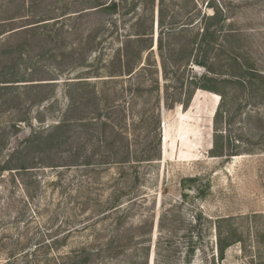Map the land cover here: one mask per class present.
<instances>
[{
    "label": "rangeland",
    "instance_id": "374dc122",
    "mask_svg": "<svg viewBox=\"0 0 264 264\" xmlns=\"http://www.w3.org/2000/svg\"><path fill=\"white\" fill-rule=\"evenodd\" d=\"M7 1L0 0V17L15 20L1 29L52 19L37 29L0 38V72L19 58L17 52H8L24 44L17 77L32 79L28 84L47 83L13 87L0 95L1 155L21 150L31 136L41 140L58 122L76 125L66 131L64 141L40 146L43 150L34 144L31 149L36 161L56 166L18 174L15 183L4 172L1 191L11 204L4 212L0 236L26 235L32 238L28 244L32 247L52 236L61 238L78 190L84 197L90 191L91 197L106 198L120 188L128 191L129 199L146 195V203L129 210V256L135 251L142 255L150 239L152 264L155 257L158 264H264V84L223 82L243 76L247 80L254 72L264 76V0H163L161 28L159 0H117L113 13H93V7L79 17L77 11L87 0H40L27 11ZM68 1L69 18L61 16ZM206 28L210 34L200 41ZM145 32L151 35L141 34ZM89 38L92 43L95 39V53ZM190 75L211 76L224 92L226 102L215 125L208 106L210 92L183 84ZM7 76L0 73V80ZM153 80L158 81L159 92L151 89ZM81 121L90 125L80 127ZM214 128L223 136L225 153L231 149L250 153L209 156ZM77 146L79 159L71 156ZM151 149L160 159L146 160ZM123 155L129 159L124 166L127 175L111 183L122 172L113 162ZM73 163L86 164L79 168ZM189 177L195 180L184 181ZM162 209L174 220L165 223L164 242L155 256ZM198 212L205 217L202 229L190 235V221ZM153 216L148 237V226L139 222L150 223ZM224 217L230 220L221 223V232L238 242L226 248L219 262L212 258L214 222ZM81 236L61 239L56 249L68 251L82 241ZM187 237H193L197 249L189 263Z\"/></svg>",
    "mask_w": 264,
    "mask_h": 264
},
{
    "label": "trees",
    "instance_id": "16d2710c",
    "mask_svg": "<svg viewBox=\"0 0 264 264\" xmlns=\"http://www.w3.org/2000/svg\"><path fill=\"white\" fill-rule=\"evenodd\" d=\"M36 1L40 0H8L7 3H16L17 7L25 8L27 11L30 5H35ZM51 1V0H47ZM67 1V0H64ZM86 4L84 7L80 8L77 12V16H81L82 14L88 12L86 9L96 7L95 10H91L93 13L99 12H110L113 13L116 8L118 7L117 0H108V1H100V0H87L85 1ZM163 4V0L158 1V20L157 24L161 28L163 24L162 14H161V6ZM20 5V6H19ZM71 6V2H65L64 5V12L63 15L69 18L71 15L68 13V7ZM17 18H23L19 16ZM52 18H40L35 21H31L28 23L21 24L16 27H8L7 29H1V26L5 23H10V21L15 20L13 17L3 18L0 17V38L5 36L6 34L16 33L21 30L26 29H37L41 25L47 24L48 20ZM58 21V20H57ZM204 32V33H203ZM145 35H151V33H141ZM208 29L206 28L202 31L200 41H204L206 36H208ZM160 40V37H159ZM199 41V42H200ZM161 42V40H160ZM89 48L91 49L92 53H95L97 50V45L95 39L93 40L89 38L88 43ZM24 48V44H18L15 49H12L8 53L17 52L19 54V58H16L15 61L12 62L11 67H5L0 73H7L8 76L0 80V95L4 92L7 93L9 89L13 87H20L26 85H39V84H47L37 82L36 84H28V81L25 77H17L18 71L16 69L19 68L21 65L20 61L23 59V51L21 50ZM124 48V47H123ZM121 49V51L123 50ZM124 51H122V55L124 57ZM90 56V60H91ZM96 59V56L93 57ZM93 59V61H94ZM83 64V62H82ZM199 64L204 65L203 61H199ZM241 67L249 72V67L241 64ZM255 73V72H254ZM249 73L250 79L246 80V77H236L235 79H225L223 82L238 84L240 86H247L248 84H255L257 86H262L264 84V76L259 73ZM133 74V71L129 72V76ZM247 76V75H246ZM49 80V79H46ZM85 81V80H84ZM154 83L150 86L156 92L160 91V86L157 80H153ZM217 79L208 76L202 75L199 79H196L194 76L190 75L185 79L183 84H188L190 88L200 89L201 93H205V91H209L210 93L207 94L208 101H209V108H212L211 116H213V123L215 125L217 118L220 116V110L225 105L226 96L224 92L220 89L217 85ZM35 87V86H32ZM212 94V95H211ZM218 94V95H217ZM18 98V95H14ZM220 96V98H219ZM193 98V97H192ZM215 103V105H213ZM219 101V102H218ZM190 102V101H189ZM218 104V105H217ZM164 105L168 107L167 103L165 102ZM217 106V108H216ZM169 108V107H168ZM216 108V111L214 110ZM215 111V113H214ZM207 112V111H206ZM210 112V111H208ZM207 112V113H208ZM158 117L160 115V109H157ZM214 114V115H213ZM207 116V114H204ZM210 116V115H209ZM15 123V122H14ZM79 124L80 127H85L90 125L88 122L81 121ZM87 123V124H83ZM159 119L156 125V146L159 145L160 141V133L158 135L157 130L159 131ZM76 124L72 123V121L64 120L63 122L56 123L48 132L47 135L42 137L41 140L35 141L32 136L31 138L25 139L22 143L21 150H13L9 154L2 156L0 153V224L3 225L4 222V212L7 210L11 204V201L7 195L3 197L2 183L4 182V172L10 173V178L13 183L18 182V174L21 173H28L31 170L43 166H56L52 163H44L42 161H36V156L30 155L31 149H33L34 144L43 150L44 148L48 147L49 143L56 141V144L64 141L66 139V131L70 127H74ZM9 126V125H8ZM12 128H15V124L10 125ZM223 136L217 129H213V136H212V145L209 149V156L216 157V156H237L244 153H250V151H234L231 149L230 152L225 153L224 147L222 144ZM221 141V142H220ZM228 143H230L228 141ZM3 141L0 140V149L3 147ZM166 150H167V141H166ZM73 158L79 159L80 158V147H75L74 152L71 154ZM50 158V157H49ZM146 160L154 161L158 160L159 154L154 153L151 149L149 155H147ZM81 162V161H79ZM115 166H119V170L122 172H118V178L113 177L111 183H116L118 179L122 177H126V165H129V159L127 155H123L122 157L116 158L113 162ZM86 163H73L79 168H83ZM88 164V163H87ZM123 167V168H120ZM194 177H189L184 181L192 182L194 181ZM112 190V188H110ZM128 191H123L122 189H113L111 194L108 197H102V195H95L93 196L90 191L86 192V196H83L81 190L76 192L77 201L73 202L75 207L71 208V215L69 214V219L66 221L67 226L63 231V236L60 237H51L50 241L46 243H36L33 247L30 244L32 238L28 236L14 235V236H0V253H4L3 257L0 258V264H149V251H150V239L145 241L144 246L142 247V255H138L137 251L133 253V256H129V242H130V232H129V210L133 205L138 202L146 203V195H140L137 197H133L129 199ZM73 199V197L71 196ZM85 200V201H84ZM162 207V205H161ZM80 212V215H78ZM168 213L165 210H161L159 218H158V233H159V240H157L155 245V256L158 255V248L161 243L164 242L162 240V231L165 223L173 221L174 218H168ZM74 216V217H73ZM79 217L78 219H75ZM204 215L202 212L196 213L190 221V235L195 229L201 230L202 221L204 219ZM154 216L149 221L143 220L139 222V225H146L148 226V237H151L152 233V225L154 223ZM229 217L218 218L214 222V231H215V255H212V258L217 257V260L221 262L225 256V250L227 247L233 244V242H238V239L232 241V239L228 240V237L223 235L221 232V223L229 222ZM229 231H231V227H228ZM198 230V231H199ZM235 233V230L230 233ZM82 234L79 243L70 248L68 251L60 252L56 248L59 245L61 239L62 241L70 238L72 235ZM201 235L197 234V237L200 239ZM189 247L186 251V260L190 262V256H193L196 252V241L193 237H187ZM130 239V240H129ZM161 239V240H160ZM45 241V239H44ZM43 241V242H44ZM200 250V249H199ZM154 264L157 263V258H154Z\"/></svg>",
    "mask_w": 264,
    "mask_h": 264
},
{
    "label": "water",
    "instance_id": "95a60500",
    "mask_svg": "<svg viewBox=\"0 0 264 264\" xmlns=\"http://www.w3.org/2000/svg\"><path fill=\"white\" fill-rule=\"evenodd\" d=\"M149 264H152V261H151V256L149 257Z\"/></svg>",
    "mask_w": 264,
    "mask_h": 264
}]
</instances>
